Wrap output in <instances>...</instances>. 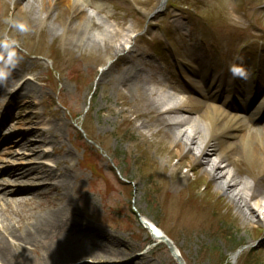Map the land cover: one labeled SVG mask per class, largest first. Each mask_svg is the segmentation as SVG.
Wrapping results in <instances>:
<instances>
[{
	"label": "rangeland",
	"instance_id": "rangeland-1",
	"mask_svg": "<svg viewBox=\"0 0 264 264\" xmlns=\"http://www.w3.org/2000/svg\"><path fill=\"white\" fill-rule=\"evenodd\" d=\"M94 1L115 15L106 28L119 34L114 49L103 55L90 39L83 45L74 42L71 27L62 39L60 26L68 22L62 3L49 12L48 0H0V50L18 55L0 57V71L10 61L14 68L0 89V124L6 120V129L21 130L32 112L44 128L61 119L68 128L62 133L63 148L74 153L71 165L79 176L77 188L64 197L72 200L69 227L32 249L31 264H178L166 244L152 237L148 222L173 241L183 264H264V227L245 222L189 155L179 157L167 137L177 127L161 125L153 112L137 115L141 86L149 88L156 80L180 87L186 73L208 71L235 81L238 107L247 112L241 134L258 130L264 143V0H168L164 8L159 0ZM117 48L125 51L117 54ZM137 59V68L143 69L139 75L146 76L118 83ZM19 90L22 94L15 95ZM27 102L34 107L25 109ZM255 112L258 117L252 116ZM184 130L192 133L188 126ZM2 144L0 138V150ZM234 160L247 182L252 180L246 174L257 175L253 168L264 169V157ZM182 162V177L174 179ZM186 177L182 187L175 186ZM162 178L168 182L164 193ZM261 191L264 201V181ZM194 200L218 222L217 231L189 233L169 213L191 207ZM87 225L95 232L89 233ZM82 249L100 250L102 261L57 260ZM14 263L27 264L20 257Z\"/></svg>",
	"mask_w": 264,
	"mask_h": 264
},
{
	"label": "bare ground",
	"instance_id": "bare-ground-1",
	"mask_svg": "<svg viewBox=\"0 0 264 264\" xmlns=\"http://www.w3.org/2000/svg\"><path fill=\"white\" fill-rule=\"evenodd\" d=\"M165 1L159 0L160 8ZM60 3L64 18L68 21L66 27L60 26L62 39L71 27L74 30V42L83 45L90 39L91 46L99 49L102 55L107 53L108 49H114V41L119 34L106 28V20L114 18L115 15L107 11L102 3H96L94 0H48V11ZM77 16L81 18L76 20ZM72 20L74 22H71ZM3 50L5 49L0 50L1 58H18L17 52L12 50L5 53ZM124 51L116 49L117 54ZM131 61L134 67H130L127 74L120 76L118 83L125 84L131 77L139 82L138 77L146 76V72L139 75L143 72V69L137 68L139 59ZM199 61L202 59L199 58ZM10 68L14 70L12 61L2 65L0 89L9 82L7 79L11 73ZM140 89L143 90V99L141 112H137L138 117L145 118L153 112L161 125L177 127L178 130L169 132L167 137L177 148L179 157L189 155L212 179L218 190L235 204L245 222L255 220L264 227V201L259 200L262 195L264 169L253 168L252 170L257 172L255 178L251 173H245L247 179L252 180L247 182L234 160L238 156L257 162L264 157V143L261 141L260 132L257 130L253 135L241 134V127L247 122V112L238 107L235 81H227L224 75L218 78L211 76L208 71L193 70L184 75L180 87L173 83L164 84L153 80L151 87L141 86ZM18 93L22 94L19 90L15 95ZM225 93L228 94V99L222 98ZM25 99L31 100L28 95ZM33 107L34 103L27 102L25 109L30 110ZM37 116L36 112L30 113L25 119L27 127L21 130L6 129V120L0 124V138H3L2 145H5V149L0 150L1 264H15V259L19 257L27 264L35 262L29 258V252L58 237L67 230L71 218L74 217L72 200L64 201V197L71 195L77 188L79 181V176L71 165L74 153L63 148L62 133L68 129L67 125L61 119H55L50 121L49 128H44L35 122ZM252 116L258 117L259 114L255 112ZM151 126L154 124H145L146 128ZM187 126L191 128V134L184 130ZM262 135L264 136V133ZM194 150L197 153H194ZM183 168L185 164L182 162L175 169L174 179L182 177ZM188 169L193 172L195 167ZM187 179L188 177L175 186L182 187ZM167 186L168 182L162 178L163 193ZM185 203L188 204L187 201ZM190 203L197 206L195 200ZM192 206L171 208L169 213L174 215L180 226L189 233L209 232L212 228L217 231L218 222L206 212L207 210L202 212L204 206ZM205 206L207 209L208 206ZM214 215L219 217L217 212H214ZM146 225L152 233L154 222H148ZM84 228L89 233L93 231L88 225ZM245 231L251 230L245 228ZM153 232L155 239L160 240L159 235L162 232L158 227ZM83 237L90 242L94 241ZM89 257L97 258L96 261L103 259L100 250L88 252L82 249L60 254L57 260Z\"/></svg>",
	"mask_w": 264,
	"mask_h": 264
},
{
	"label": "water",
	"instance_id": "water-1",
	"mask_svg": "<svg viewBox=\"0 0 264 264\" xmlns=\"http://www.w3.org/2000/svg\"><path fill=\"white\" fill-rule=\"evenodd\" d=\"M166 1H167V0H166ZM166 1L162 4V8H164V6H165V4H166ZM165 243H166V245L169 247L171 253H172V254L176 257V259L178 260V263H179V264H183V262H182L180 256L178 255L177 252H175V250H174L172 244H171L168 240H165Z\"/></svg>",
	"mask_w": 264,
	"mask_h": 264
},
{
	"label": "trees",
	"instance_id": "trees-1",
	"mask_svg": "<svg viewBox=\"0 0 264 264\" xmlns=\"http://www.w3.org/2000/svg\"><path fill=\"white\" fill-rule=\"evenodd\" d=\"M222 264H224V263H222Z\"/></svg>",
	"mask_w": 264,
	"mask_h": 264
}]
</instances>
